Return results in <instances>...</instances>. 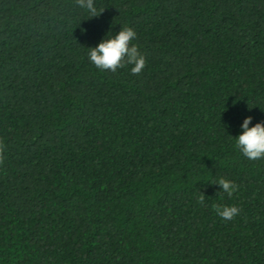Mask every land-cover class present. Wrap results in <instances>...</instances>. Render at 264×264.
<instances>
[{
	"label": "trees",
	"instance_id": "16d2710c",
	"mask_svg": "<svg viewBox=\"0 0 264 264\" xmlns=\"http://www.w3.org/2000/svg\"><path fill=\"white\" fill-rule=\"evenodd\" d=\"M95 6L0 0V264H264V0ZM125 26L144 69H97Z\"/></svg>",
	"mask_w": 264,
	"mask_h": 264
},
{
	"label": "clouds",
	"instance_id": "9594fccd",
	"mask_svg": "<svg viewBox=\"0 0 264 264\" xmlns=\"http://www.w3.org/2000/svg\"><path fill=\"white\" fill-rule=\"evenodd\" d=\"M77 6L90 17H98L103 10L97 9L95 0H76ZM107 34V33H106ZM106 36V35H105ZM100 42L89 48L88 60L97 69L115 72L118 68L131 66L132 74H139L145 67L146 60L139 47L133 43L137 34L131 27H123L114 35H108ZM253 117L246 116L239 125L240 134L235 138V146L239 152L249 160L264 158V122L252 124ZM250 125H252L250 127ZM229 198L237 191L234 181L220 178L213 183ZM204 195L199 197V203L204 204ZM216 214L225 221L232 220L240 212L235 205L215 206Z\"/></svg>",
	"mask_w": 264,
	"mask_h": 264
}]
</instances>
